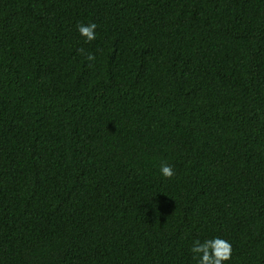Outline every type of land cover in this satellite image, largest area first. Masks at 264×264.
Returning a JSON list of instances; mask_svg holds the SVG:
<instances>
[{
	"label": "trees",
	"instance_id": "trees-1",
	"mask_svg": "<svg viewBox=\"0 0 264 264\" xmlns=\"http://www.w3.org/2000/svg\"><path fill=\"white\" fill-rule=\"evenodd\" d=\"M213 237L264 264V0H0V264Z\"/></svg>",
	"mask_w": 264,
	"mask_h": 264
},
{
	"label": "clouds",
	"instance_id": "clouds-1",
	"mask_svg": "<svg viewBox=\"0 0 264 264\" xmlns=\"http://www.w3.org/2000/svg\"><path fill=\"white\" fill-rule=\"evenodd\" d=\"M96 28L97 24L95 22L77 25V31L86 43L96 39ZM79 51L83 52V49ZM87 59L94 60L95 57L88 55ZM160 172L166 179H171L175 175L172 166L168 164L161 165ZM190 251L193 253V259L196 260L197 264H225L226 261H230L232 258L231 242L220 237H213L203 243L200 240H195Z\"/></svg>",
	"mask_w": 264,
	"mask_h": 264
}]
</instances>
